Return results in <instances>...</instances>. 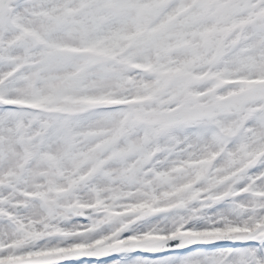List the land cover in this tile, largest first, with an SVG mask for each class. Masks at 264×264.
I'll return each instance as SVG.
<instances>
[{
	"label": "snow or ice",
	"instance_id": "1",
	"mask_svg": "<svg viewBox=\"0 0 264 264\" xmlns=\"http://www.w3.org/2000/svg\"><path fill=\"white\" fill-rule=\"evenodd\" d=\"M0 264H264V0H0Z\"/></svg>",
	"mask_w": 264,
	"mask_h": 264
}]
</instances>
